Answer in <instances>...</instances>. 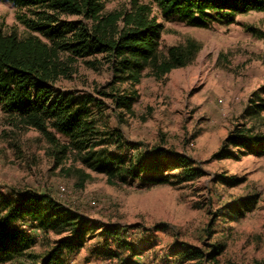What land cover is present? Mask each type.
Wrapping results in <instances>:
<instances>
[{"label": "rangeland", "instance_id": "1", "mask_svg": "<svg viewBox=\"0 0 264 264\" xmlns=\"http://www.w3.org/2000/svg\"><path fill=\"white\" fill-rule=\"evenodd\" d=\"M139 1L151 6L152 14L164 22L162 52L192 40L201 46L195 59L161 79L147 70L140 83L132 85L115 83L114 71L103 55L81 59L63 54L69 72L56 88L103 102L95 113L97 125L121 132L128 156L162 148L186 156L202 174L176 185L147 186L138 181L113 185L106 175L84 168L71 156L58 167L46 136L10 121L0 108V187L7 196L13 190L48 194L96 226L81 250L57 254L60 264H197L198 260L183 259L181 250L191 245L208 252L209 244L216 242L225 246L215 260L218 264H264V155L213 158L237 124L264 135L261 119L247 115L250 97L264 85V12L239 15L232 24L212 21L206 27H193L165 20L152 0ZM130 3L107 0L104 12H122ZM18 13L8 0H0V28L23 37L28 32ZM114 88L120 95L138 94L131 112L116 110L113 99L99 93H113ZM232 152L237 154L235 149ZM227 179L236 182L228 185ZM254 196L258 198L255 208L240 221L225 217L226 204ZM19 225L32 235L31 252L38 262L60 238L30 221ZM106 227L118 230L136 254L119 248L116 238L102 233Z\"/></svg>", "mask_w": 264, "mask_h": 264}, {"label": "trees", "instance_id": "2", "mask_svg": "<svg viewBox=\"0 0 264 264\" xmlns=\"http://www.w3.org/2000/svg\"><path fill=\"white\" fill-rule=\"evenodd\" d=\"M8 1L19 10L17 19L28 33L21 37L0 28V108L10 121L46 136L58 167L71 156L84 168L106 175L113 185L136 181L147 186L176 185L202 174L186 156L162 148L128 156L123 134L97 125L95 113L104 107L103 102L91 95L79 96L56 88L58 80L69 72L63 54L81 59L103 55L114 71L115 83L137 85L147 70L161 79L172 70L189 65L200 44L190 40L186 45H175L162 52L164 22L152 14L151 6L139 0H131L130 7L122 12L108 14L104 12L107 0ZM152 1L165 20L193 27H206L212 21L232 24L239 15L264 12V0ZM62 16L78 19L67 20ZM261 37L264 39V34ZM114 91L99 93L111 97L116 110L131 112L138 94L120 95L115 88ZM247 115L261 119L264 124V85L250 97ZM118 117L122 120L119 113ZM254 130L246 124L235 125L213 158L263 156L264 135L254 134ZM234 149L237 154L232 152ZM175 170L178 173L171 174ZM235 182L226 180L228 185ZM257 200L254 196L226 204L224 215L228 220L240 221L255 208ZM26 221L44 233L60 236L40 262L31 252L35 244L32 235L19 225ZM95 230L96 226L81 214L48 194L13 190L7 196L0 187V264H60L58 253L81 250ZM102 233L116 238L119 248L136 254L132 244L120 239L118 230L106 227ZM209 248L206 252L187 245L180 256L187 261L198 260L197 264L205 261L218 264L215 260L224 251V244L216 242L209 244Z\"/></svg>", "mask_w": 264, "mask_h": 264}]
</instances>
